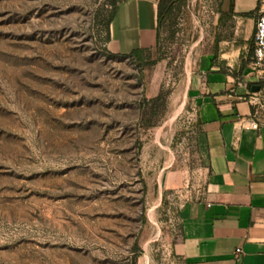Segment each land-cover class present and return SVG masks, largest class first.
<instances>
[{
  "label": "rangeland",
  "instance_id": "1",
  "mask_svg": "<svg viewBox=\"0 0 264 264\" xmlns=\"http://www.w3.org/2000/svg\"><path fill=\"white\" fill-rule=\"evenodd\" d=\"M113 1L0 0V264H170L203 188L187 93L219 0H188L144 63L108 50Z\"/></svg>",
  "mask_w": 264,
  "mask_h": 264
},
{
  "label": "crops",
  "instance_id": "2",
  "mask_svg": "<svg viewBox=\"0 0 264 264\" xmlns=\"http://www.w3.org/2000/svg\"><path fill=\"white\" fill-rule=\"evenodd\" d=\"M158 4L123 0L108 50H153ZM260 11L261 0H219L214 47L189 78L195 150L205 180L178 212L179 233L167 249L170 264H264V123L257 112L259 91H253L263 80L251 67ZM188 183L177 172L166 177L171 191L191 189Z\"/></svg>",
  "mask_w": 264,
  "mask_h": 264
},
{
  "label": "trees",
  "instance_id": "3",
  "mask_svg": "<svg viewBox=\"0 0 264 264\" xmlns=\"http://www.w3.org/2000/svg\"><path fill=\"white\" fill-rule=\"evenodd\" d=\"M187 1L188 0H159L158 38H157V45L155 48L161 47L164 32H167L168 34H171L172 36L176 35L177 28L179 26L181 16L184 13ZM118 5L119 4L117 1H113L111 3V6L113 7V11L111 13L109 20L106 23L107 42L110 39V26L117 13ZM150 51L152 50H135L131 54H128V55H122V54H116V55H120L125 58H130V59L139 61L141 63H144L145 55L149 53ZM258 85H260V88H263L264 81L259 82Z\"/></svg>",
  "mask_w": 264,
  "mask_h": 264
},
{
  "label": "built area",
  "instance_id": "4",
  "mask_svg": "<svg viewBox=\"0 0 264 264\" xmlns=\"http://www.w3.org/2000/svg\"><path fill=\"white\" fill-rule=\"evenodd\" d=\"M254 67L260 78L264 81V0H261V11L256 21L254 33ZM252 128L258 129L257 123ZM241 250L238 249L237 253Z\"/></svg>",
  "mask_w": 264,
  "mask_h": 264
},
{
  "label": "water",
  "instance_id": "5",
  "mask_svg": "<svg viewBox=\"0 0 264 264\" xmlns=\"http://www.w3.org/2000/svg\"><path fill=\"white\" fill-rule=\"evenodd\" d=\"M253 91H255V92L260 91V86H255V87L253 88Z\"/></svg>",
  "mask_w": 264,
  "mask_h": 264
}]
</instances>
